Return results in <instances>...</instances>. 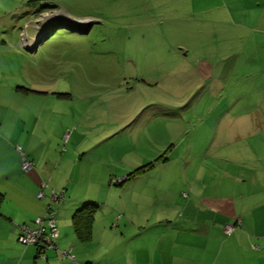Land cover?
<instances>
[{
	"label": "rangeland",
	"instance_id": "rangeland-1",
	"mask_svg": "<svg viewBox=\"0 0 264 264\" xmlns=\"http://www.w3.org/2000/svg\"><path fill=\"white\" fill-rule=\"evenodd\" d=\"M219 101L264 104V0H0V137L37 122L60 155L79 142L96 219H156L188 200L194 169L213 166L192 156L184 174L182 127L207 121L190 137L207 135Z\"/></svg>",
	"mask_w": 264,
	"mask_h": 264
},
{
	"label": "crops",
	"instance_id": "crops-1",
	"mask_svg": "<svg viewBox=\"0 0 264 264\" xmlns=\"http://www.w3.org/2000/svg\"><path fill=\"white\" fill-rule=\"evenodd\" d=\"M207 63L201 74L215 81L220 69L213 70ZM223 102L211 106L218 112L204 137H190L200 119L182 127L188 136L181 149L187 167L184 174L196 167L192 156L200 166H213L194 169L202 184L191 187L188 200L176 204L175 212L154 214L156 219H114L113 215V219H96V212L88 241L79 238L73 216L87 203L97 205L90 198L100 185L93 171L88 174L78 168L84 160L79 142H73L71 153L60 155L58 140L32 131L37 122L33 127L26 123L31 130L20 139L0 137V264H264V119L260 120L264 104L252 103L245 111L242 101ZM19 147L34 162L28 172L21 168ZM206 175L212 177L210 191ZM45 181L50 188L65 190L66 198L57 210L59 251L47 249L44 259L38 247L23 245L18 237L21 226H32L37 216L45 214L49 190L46 197H38ZM78 192L84 195L77 196ZM138 201L145 207V200ZM116 206L132 215L127 205ZM229 225L234 227L231 233L226 231Z\"/></svg>",
	"mask_w": 264,
	"mask_h": 264
},
{
	"label": "built area",
	"instance_id": "built-area-1",
	"mask_svg": "<svg viewBox=\"0 0 264 264\" xmlns=\"http://www.w3.org/2000/svg\"><path fill=\"white\" fill-rule=\"evenodd\" d=\"M18 149L21 152L22 157L21 168L23 171L28 172L33 169L34 162L25 156L20 147ZM45 190H49V204L45 214L37 216L32 226H21L20 235L18 238L23 245H36L39 249L40 257L44 259L47 258V249L54 248L58 250L56 242V239L59 236V231L56 224L58 215L57 210L66 198L65 190H56L54 188H50L49 183L45 181L42 183L41 190L38 193V197L40 199L46 197ZM233 230V226H227V233H231ZM63 254L71 257L70 252L64 251Z\"/></svg>",
	"mask_w": 264,
	"mask_h": 264
},
{
	"label": "trees",
	"instance_id": "trees-1",
	"mask_svg": "<svg viewBox=\"0 0 264 264\" xmlns=\"http://www.w3.org/2000/svg\"><path fill=\"white\" fill-rule=\"evenodd\" d=\"M49 8L51 7L49 6ZM43 11H46V9ZM129 178L130 176H128V179ZM0 203H1V197H0ZM96 207L97 205L95 203H87L86 205L78 209L73 216L74 228L79 238L83 241H88L91 238V227H92V221L94 219V212Z\"/></svg>",
	"mask_w": 264,
	"mask_h": 264
}]
</instances>
